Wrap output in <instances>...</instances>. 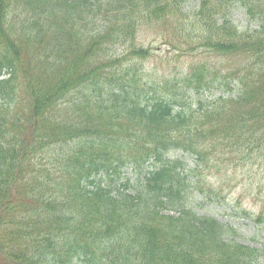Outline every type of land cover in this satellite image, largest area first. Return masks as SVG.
<instances>
[{"label": "trees", "instance_id": "obj_1", "mask_svg": "<svg viewBox=\"0 0 264 264\" xmlns=\"http://www.w3.org/2000/svg\"><path fill=\"white\" fill-rule=\"evenodd\" d=\"M185 1L0 0V264H264V244L189 207L193 171L264 174V0ZM142 27L226 62L143 79ZM225 80L234 95L204 93Z\"/></svg>", "mask_w": 264, "mask_h": 264}, {"label": "rangeland", "instance_id": "obj_2", "mask_svg": "<svg viewBox=\"0 0 264 264\" xmlns=\"http://www.w3.org/2000/svg\"><path fill=\"white\" fill-rule=\"evenodd\" d=\"M197 0H186L183 8L191 13L197 6ZM229 17L234 25L240 30L254 29L257 25L256 19L247 14L242 6L238 3L229 5ZM160 29L150 27H142L137 35V42L144 47H151L152 56L143 62V79L155 77L160 80L161 77L171 79L174 76H181L185 73L186 66L195 58L207 56V53H199L198 55H178L176 52L165 44L162 39ZM123 51L120 45H113L108 48L109 54H121ZM213 61H223L220 58L207 56ZM136 58L126 62H135ZM226 62V61H225ZM227 83V84H225ZM216 88L205 91L206 95L234 94L237 86L229 80L218 84ZM184 83H180L183 86ZM48 154V153H47ZM57 152H51L52 160H56ZM149 169H144L139 177H143L144 173ZM263 167H237L233 169L229 167L226 170L208 172L204 170L200 173V181L202 183V191L198 193L195 190L193 199L189 202V207L199 216L216 217L222 223L231 222L238 226L237 240L240 243L251 245L264 244V222L257 224L252 220L241 217L239 210L247 209L250 212L264 213V174ZM122 178L130 177L133 181L137 177L134 170H121ZM195 180L197 177L190 174ZM121 181H124L123 179ZM115 185V184H113ZM118 186V185H116ZM171 212V211H169ZM238 212V213H237ZM260 259L258 264H262Z\"/></svg>", "mask_w": 264, "mask_h": 264}]
</instances>
